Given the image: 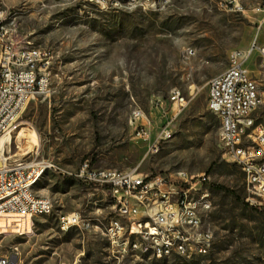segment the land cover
Wrapping results in <instances>:
<instances>
[{"label":"rangeland","instance_id":"1","mask_svg":"<svg viewBox=\"0 0 264 264\" xmlns=\"http://www.w3.org/2000/svg\"><path fill=\"white\" fill-rule=\"evenodd\" d=\"M239 1L241 10L227 0H150L155 3L144 7L131 0H0L19 45L51 54L49 89L22 110L5 153L11 161L44 159L58 168L33 188L52 200L53 210L33 216L26 233H0V255L18 247V264H264V210L246 204L244 175L226 159L220 120L207 104L209 80L229 67L233 53L264 43L259 0ZM261 63L255 51L245 61L255 78L263 77ZM176 88L188 103L172 137L149 150L152 141L137 137L136 127L146 122L155 136ZM138 110L148 120L135 118ZM85 160L99 168L137 167L149 176L205 173L213 197L210 252L192 259L140 252L115 258L104 235L116 215L113 199L61 171ZM68 212L98 227L64 230L58 218Z\"/></svg>","mask_w":264,"mask_h":264},{"label":"built area","instance_id":"2","mask_svg":"<svg viewBox=\"0 0 264 264\" xmlns=\"http://www.w3.org/2000/svg\"><path fill=\"white\" fill-rule=\"evenodd\" d=\"M140 6L152 5L147 0H131ZM234 10H241L239 0H227ZM104 5V3H103ZM258 10L264 11V0ZM262 60V78H255L245 65L252 52ZM50 52L34 46H22L15 40L4 14H0V233H26L32 227L33 216L40 210H53L48 197L32 194V180L41 169L58 168L49 160H13L5 153L4 144L19 126L18 119L27 103L49 89ZM171 107L159 126L149 150L173 135L175 120L186 107L188 99L179 89L170 93ZM208 109L220 120L218 142L226 159L235 163L244 175L248 205L264 210V43L254 42L246 51H235L229 67L208 82ZM164 111V112H165ZM135 118H148L141 110ZM136 136L149 139L146 122L136 127ZM2 141V142H1ZM81 183L101 189L111 199L115 213L127 220V227L112 221L105 228L112 255L119 259L136 256L135 237H142L144 249L154 257L207 255L214 242V232L207 226V216L213 209V197L206 187L209 176H198L185 170L149 176L132 168L118 170L99 168L85 160L73 171L61 170ZM198 187L205 195L196 197ZM62 229L67 224L80 225L84 234L97 225L86 224L78 212L61 214ZM18 247L0 255V264H18Z\"/></svg>","mask_w":264,"mask_h":264},{"label":"bare ground","instance_id":"3","mask_svg":"<svg viewBox=\"0 0 264 264\" xmlns=\"http://www.w3.org/2000/svg\"><path fill=\"white\" fill-rule=\"evenodd\" d=\"M148 1H150V0H147V2ZM47 170H49V169H41L36 173L35 179L32 180V194H36L34 192L33 188L36 185V183L38 182V180L41 178V176ZM204 195H205V190H203L202 187H198L196 190V197H203ZM38 196H40V195H38ZM40 197H46V196H40ZM113 201H114V206H115V199H113ZM51 211H52L51 209L40 210V215L49 214ZM124 220H125V218L119 214H116L112 218V221H114V223L118 224L120 227H127V223ZM86 224H92V220L86 218ZM70 227H77L80 230V225H78V224H67V229H69ZM135 246H136V254H138V252H140L143 254L152 255L154 257V252L151 249H144V242H142V237H135ZM164 257H171V252H164ZM196 257H201V255H190L189 257H180V258L192 259V258H196Z\"/></svg>","mask_w":264,"mask_h":264},{"label":"crops","instance_id":"4","mask_svg":"<svg viewBox=\"0 0 264 264\" xmlns=\"http://www.w3.org/2000/svg\"><path fill=\"white\" fill-rule=\"evenodd\" d=\"M155 136H156V133H155ZM155 136H154V134H153V135H150V137H152L153 139L150 138V139H148V141H150V140L153 141L154 138H155ZM92 224H93V223H92ZM72 228H76V229H78L77 227H72ZM78 230H79V229H78Z\"/></svg>","mask_w":264,"mask_h":264},{"label":"trees","instance_id":"5","mask_svg":"<svg viewBox=\"0 0 264 264\" xmlns=\"http://www.w3.org/2000/svg\"><path fill=\"white\" fill-rule=\"evenodd\" d=\"M216 187H218V188H220V189H226L225 187H223V186H219V185H217ZM227 190V189H226ZM247 204V203H246ZM248 205V204H247ZM253 208V207H252ZM253 209H255V210H258V209H256V208H253Z\"/></svg>","mask_w":264,"mask_h":264}]
</instances>
